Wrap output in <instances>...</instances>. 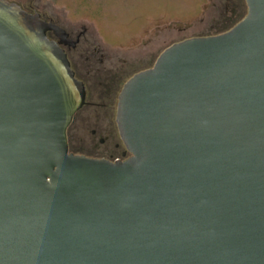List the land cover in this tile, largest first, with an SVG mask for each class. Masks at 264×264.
Wrapping results in <instances>:
<instances>
[{"label":"water","instance_id":"water-1","mask_svg":"<svg viewBox=\"0 0 264 264\" xmlns=\"http://www.w3.org/2000/svg\"><path fill=\"white\" fill-rule=\"evenodd\" d=\"M245 3L125 82L112 162L69 152L66 30L0 0V264H264V0Z\"/></svg>","mask_w":264,"mask_h":264},{"label":"rangeland","instance_id":"rangeland-1","mask_svg":"<svg viewBox=\"0 0 264 264\" xmlns=\"http://www.w3.org/2000/svg\"><path fill=\"white\" fill-rule=\"evenodd\" d=\"M7 1L51 19L73 35L85 28L86 36L103 55L120 56L125 68L123 83L134 73L152 67L173 43L217 35L247 13L245 0ZM77 125L78 116L69 132ZM76 149L71 141V150Z\"/></svg>","mask_w":264,"mask_h":264},{"label":"flooded vegetation","instance_id":"flooded-vegetation-1","mask_svg":"<svg viewBox=\"0 0 264 264\" xmlns=\"http://www.w3.org/2000/svg\"><path fill=\"white\" fill-rule=\"evenodd\" d=\"M67 33L74 45L62 48L74 77L85 89V104L72 119L73 122L78 116V125L69 132L71 122L66 132L69 152L94 159L123 161L130 154L122 148L115 122L118 96L125 84L123 62L117 54L103 55L86 36L85 28L76 35ZM48 36L56 40L52 33H48ZM71 141L79 149L71 150Z\"/></svg>","mask_w":264,"mask_h":264},{"label":"trees","instance_id":"trees-1","mask_svg":"<svg viewBox=\"0 0 264 264\" xmlns=\"http://www.w3.org/2000/svg\"><path fill=\"white\" fill-rule=\"evenodd\" d=\"M241 20H242V19H241ZM241 20H240V21H241ZM238 22H239V21H238ZM238 22H236V23H235V25H236ZM235 25H234V26H235ZM232 27H233V26L229 27L228 29H225V30H224V31H222L221 33H223V32H226V31L230 30ZM219 34H220V33H219ZM217 35H218V34H217Z\"/></svg>","mask_w":264,"mask_h":264}]
</instances>
